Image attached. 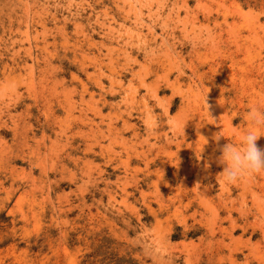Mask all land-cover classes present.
<instances>
[{
  "label": "rangeland",
  "instance_id": "1",
  "mask_svg": "<svg viewBox=\"0 0 264 264\" xmlns=\"http://www.w3.org/2000/svg\"><path fill=\"white\" fill-rule=\"evenodd\" d=\"M253 106L264 0H0V264H264Z\"/></svg>",
  "mask_w": 264,
  "mask_h": 264
},
{
  "label": "clouds",
  "instance_id": "2",
  "mask_svg": "<svg viewBox=\"0 0 264 264\" xmlns=\"http://www.w3.org/2000/svg\"><path fill=\"white\" fill-rule=\"evenodd\" d=\"M247 120L249 127L239 134L237 142L228 141L220 147L217 162L223 167L219 174L227 184L237 181L245 174L254 175L264 172V149L258 148L255 144L258 137L264 135L262 131L264 130V112L253 106L247 112ZM220 136L216 134L214 139L218 140ZM205 143L204 139L203 144Z\"/></svg>",
  "mask_w": 264,
  "mask_h": 264
},
{
  "label": "trees",
  "instance_id": "3",
  "mask_svg": "<svg viewBox=\"0 0 264 264\" xmlns=\"http://www.w3.org/2000/svg\"><path fill=\"white\" fill-rule=\"evenodd\" d=\"M103 253V252H102ZM102 258L99 259V264H139L135 259L131 257H120L115 253H110V255L102 254ZM93 254H86L85 258L82 260V264H95V259Z\"/></svg>",
  "mask_w": 264,
  "mask_h": 264
},
{
  "label": "bare ground",
  "instance_id": "4",
  "mask_svg": "<svg viewBox=\"0 0 264 264\" xmlns=\"http://www.w3.org/2000/svg\"><path fill=\"white\" fill-rule=\"evenodd\" d=\"M69 3V2H68ZM74 26V25H73ZM158 77V76H157ZM7 88V87H6ZM64 116V115H63Z\"/></svg>",
  "mask_w": 264,
  "mask_h": 264
}]
</instances>
